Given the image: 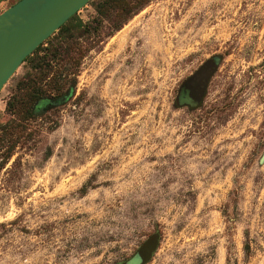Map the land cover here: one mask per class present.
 I'll return each instance as SVG.
<instances>
[{"label":"rangeland","instance_id":"374dc122","mask_svg":"<svg viewBox=\"0 0 264 264\" xmlns=\"http://www.w3.org/2000/svg\"><path fill=\"white\" fill-rule=\"evenodd\" d=\"M129 2L75 13L93 30L53 108L6 110L23 63L0 89V264H131L149 242L144 264H264V0Z\"/></svg>","mask_w":264,"mask_h":264},{"label":"trees","instance_id":"16d2710c","mask_svg":"<svg viewBox=\"0 0 264 264\" xmlns=\"http://www.w3.org/2000/svg\"><path fill=\"white\" fill-rule=\"evenodd\" d=\"M89 3L93 4L98 15L112 22L119 16L123 22L137 9L129 0H90ZM119 27L120 23L114 29ZM90 30L87 24L73 14L53 35L26 56L22 61L25 72L18 80L15 92L8 99L6 110L10 114L19 113L27 118H34L66 98L75 85L74 78L68 76L75 73V67L82 57L83 49L78 38L85 36ZM191 78L192 76L188 80ZM188 80L177 96L180 105H187L182 102L187 97Z\"/></svg>","mask_w":264,"mask_h":264},{"label":"water","instance_id":"95a60500","mask_svg":"<svg viewBox=\"0 0 264 264\" xmlns=\"http://www.w3.org/2000/svg\"><path fill=\"white\" fill-rule=\"evenodd\" d=\"M90 0H18L0 12V89L12 76L26 56L52 35L73 14ZM219 56L207 60L192 76L187 97L182 104L197 106ZM154 248L149 242L131 264H144Z\"/></svg>","mask_w":264,"mask_h":264}]
</instances>
